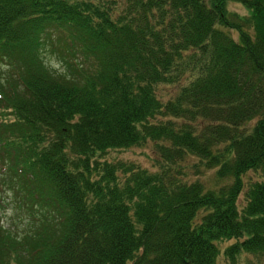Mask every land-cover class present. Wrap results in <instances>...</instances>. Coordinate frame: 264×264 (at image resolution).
<instances>
[{
    "label": "trees",
    "instance_id": "1",
    "mask_svg": "<svg viewBox=\"0 0 264 264\" xmlns=\"http://www.w3.org/2000/svg\"><path fill=\"white\" fill-rule=\"evenodd\" d=\"M239 1L0 0V176L31 219L0 216V264H264V0Z\"/></svg>",
    "mask_w": 264,
    "mask_h": 264
},
{
    "label": "rangeland",
    "instance_id": "2",
    "mask_svg": "<svg viewBox=\"0 0 264 264\" xmlns=\"http://www.w3.org/2000/svg\"><path fill=\"white\" fill-rule=\"evenodd\" d=\"M227 9L229 12H235L239 15L247 16L249 11L242 5L239 0H227ZM231 34L236 37L237 33L231 31ZM44 61L52 69L61 71L64 69V64L62 59L58 56V53L51 50L47 46L43 51ZM164 90H169L165 88ZM109 156H115L118 159L133 161L140 164L141 166L147 167L152 164V159L154 158V152L152 145L147 143L143 146H135L124 151L114 152L110 151ZM3 173L1 170L0 162V174ZM252 177L255 178V174H252ZM203 182L209 184L212 180V173L210 171L205 172L202 175ZM10 192L7 191L5 185L2 183L0 176V216L3 224L16 233H23L24 230L28 227L27 222L31 219L28 218L23 208L18 206V201H13L10 199ZM239 202H242V195L239 197ZM217 264H226L223 259H220Z\"/></svg>",
    "mask_w": 264,
    "mask_h": 264
}]
</instances>
